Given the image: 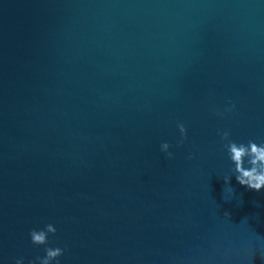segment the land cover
Masks as SVG:
<instances>
[{"label":"water","instance_id":"obj_1","mask_svg":"<svg viewBox=\"0 0 264 264\" xmlns=\"http://www.w3.org/2000/svg\"><path fill=\"white\" fill-rule=\"evenodd\" d=\"M218 129L264 141L262 0H0L5 264L46 223L60 264H262L264 190Z\"/></svg>","mask_w":264,"mask_h":264},{"label":"clouds","instance_id":"obj_2","mask_svg":"<svg viewBox=\"0 0 264 264\" xmlns=\"http://www.w3.org/2000/svg\"><path fill=\"white\" fill-rule=\"evenodd\" d=\"M264 2V0H262ZM236 105L228 100L225 102L222 110H219L215 115L223 118L227 114L235 111ZM176 130L178 138L175 141V147L179 148L183 145L186 139V128L184 123L177 122ZM217 136L220 142V148L224 151L227 161L230 165L229 172L238 185L251 191L264 190V141H254L248 139L245 141H237L230 138V132L227 129L217 130ZM170 144L167 141L159 144V151L164 154L165 158L171 159L173 152L169 150ZM192 152L186 154V159H192ZM223 180L225 185L228 184L229 176L224 175ZM226 197H232V188H225ZM227 216V213H225ZM57 229L52 223H46L42 228L29 229L28 243L43 248V254L31 258L24 256H16L12 259V264H60V257L66 251V248L61 246H50L49 237L54 236ZM259 252V259L264 264V248L255 249ZM0 264H5L4 258L0 257ZM246 264H253V252L249 254Z\"/></svg>","mask_w":264,"mask_h":264}]
</instances>
